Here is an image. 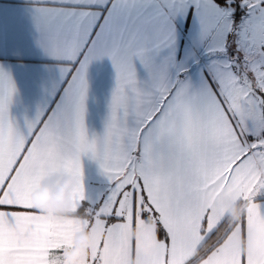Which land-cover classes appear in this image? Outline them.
I'll return each mask as SVG.
<instances>
[{"label": "snow or ice", "instance_id": "snow-or-ice-1", "mask_svg": "<svg viewBox=\"0 0 264 264\" xmlns=\"http://www.w3.org/2000/svg\"><path fill=\"white\" fill-rule=\"evenodd\" d=\"M37 9L42 45L65 61L68 78L56 107L21 126L9 115L14 84L0 72V264H24L26 246L78 221L100 234L92 264H132L129 229L147 218L165 248L190 230L200 244L215 238L197 264H216L233 227L221 234L210 214L241 192L264 223V0H38ZM181 23H194L197 37L183 53ZM197 50L208 60L193 83L186 73ZM105 56L117 81L96 134L85 124L86 71ZM85 159L105 183L90 188L84 173L72 215L31 205L29 188L45 172H83ZM250 227L242 218L244 240ZM239 264H264L259 233Z\"/></svg>", "mask_w": 264, "mask_h": 264}, {"label": "crops", "instance_id": "crops-1", "mask_svg": "<svg viewBox=\"0 0 264 264\" xmlns=\"http://www.w3.org/2000/svg\"><path fill=\"white\" fill-rule=\"evenodd\" d=\"M37 3L38 0H0V72L6 73L14 84L15 93L9 103V115L21 126L26 120H31L38 114L49 112L56 107L68 78L65 61L50 53L42 45V32L37 25ZM179 27L180 47L183 53L195 43L197 37L194 23L189 24L187 31L183 30V23ZM191 55L194 59L188 64L186 75L196 83L199 68L207 62L208 53L197 50ZM196 60H199L200 64H197ZM136 72L138 79L145 78V69L139 63H136ZM86 79L88 87L84 102L85 124L90 133L102 134L110 114L111 99L117 81L111 59L105 56L92 60L87 67ZM84 173L86 184L90 188L105 183L99 165L95 161L85 159L83 172L72 169H52L45 172L30 186L29 202L35 207L31 197L43 183H51L55 186L65 175L72 174L78 177V188L72 193L73 204L76 195L81 191ZM238 205H241V211L222 232L224 233L229 226L233 227L226 245L222 246V251L218 254L216 264H239L242 253L249 257L253 255V246L257 242L258 233L264 237V223L258 225L254 223V218L260 215L259 210L250 195L245 192L219 202L210 214L213 226L217 222H222V226L227 216ZM244 217L249 219L251 225L247 240L242 238L239 229V223ZM151 221V223L146 220L140 221L135 228L129 229L130 239L135 232L139 255L142 242L149 239L157 230L156 221L152 218ZM94 230L87 222L78 221L73 230L62 237L48 235L26 246L21 259L24 264H63L64 251L76 246L77 237L81 232L90 231L100 238L99 232ZM198 236L195 230L185 232L182 243L175 248H165L161 243L156 253L157 264H191L205 244H200ZM99 241L97 244L94 241L95 249H90L91 257L85 261V264H92L99 248ZM210 241V245L215 243L214 238Z\"/></svg>", "mask_w": 264, "mask_h": 264}, {"label": "clouds", "instance_id": "clouds-1", "mask_svg": "<svg viewBox=\"0 0 264 264\" xmlns=\"http://www.w3.org/2000/svg\"><path fill=\"white\" fill-rule=\"evenodd\" d=\"M78 188V177L68 174L53 186L51 183H43L40 188L32 194V202L35 208L44 215H72V193ZM234 211L231 217H235ZM94 233L81 232L77 237L76 246L64 251L63 264H85L91 257L90 249L94 248ZM135 232L132 239L135 241ZM163 243L159 239V229L143 241L140 247L138 259H133V264H157L156 253L159 245ZM195 258V254L192 257Z\"/></svg>", "mask_w": 264, "mask_h": 264}, {"label": "trees", "instance_id": "trees-1", "mask_svg": "<svg viewBox=\"0 0 264 264\" xmlns=\"http://www.w3.org/2000/svg\"><path fill=\"white\" fill-rule=\"evenodd\" d=\"M241 205H238L235 207V209L227 216L226 220L224 221V223L222 224V226L219 229V232L222 234L223 230L231 223V221L234 219V217H231V214L235 211L237 214L238 212L241 211ZM147 222H152L151 218H147L145 219ZM158 228V225L156 224V229ZM215 239V238H214ZM210 240H208L202 247V249L200 250L199 254L197 255V257L194 259V261L191 264H196L197 261L200 259V257L205 253V250L210 246Z\"/></svg>", "mask_w": 264, "mask_h": 264}, {"label": "rangeland", "instance_id": "rangeland-1", "mask_svg": "<svg viewBox=\"0 0 264 264\" xmlns=\"http://www.w3.org/2000/svg\"><path fill=\"white\" fill-rule=\"evenodd\" d=\"M94 232H95V230H94ZM99 237H100V236H99ZM99 240H100V238H98V236L95 235V236H94V241L96 242V244H97V241H99ZM94 249H95V248H94ZM94 249H93V250H94Z\"/></svg>", "mask_w": 264, "mask_h": 264}]
</instances>
